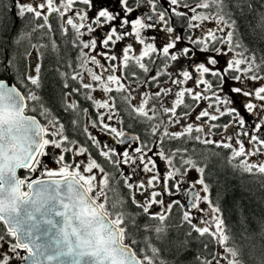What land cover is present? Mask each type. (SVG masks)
Masks as SVG:
<instances>
[{
    "label": "snow or ice",
    "instance_id": "6c2138e0",
    "mask_svg": "<svg viewBox=\"0 0 264 264\" xmlns=\"http://www.w3.org/2000/svg\"><path fill=\"white\" fill-rule=\"evenodd\" d=\"M222 158L264 184V0H0V264H264Z\"/></svg>",
    "mask_w": 264,
    "mask_h": 264
},
{
    "label": "trees",
    "instance_id": "16d2710c",
    "mask_svg": "<svg viewBox=\"0 0 264 264\" xmlns=\"http://www.w3.org/2000/svg\"><path fill=\"white\" fill-rule=\"evenodd\" d=\"M45 64H47V61H45ZM51 87L49 85L45 88L44 94L46 96ZM197 147L201 146L198 145ZM217 151L222 150L217 149ZM221 164L225 165L221 175L225 180L227 194L224 207L226 209L225 215L229 217V222L234 223L236 220V211L234 209V204L236 203L242 205L248 215H252L253 212L257 216L264 214V184H261L256 177L233 170L231 166L227 165V161L224 158L221 159ZM20 175H24L23 171H21Z\"/></svg>",
    "mask_w": 264,
    "mask_h": 264
},
{
    "label": "flooded vegetation",
    "instance_id": "af4514ba",
    "mask_svg": "<svg viewBox=\"0 0 264 264\" xmlns=\"http://www.w3.org/2000/svg\"><path fill=\"white\" fill-rule=\"evenodd\" d=\"M147 10H148L147 5H145V6L140 10V12L137 13V14H142L144 11H147ZM135 15H136V14H134V17H133V18H135ZM53 24L55 25V21H53ZM162 27H163V25H160V26H158L157 29L148 30V31L146 32V35H148V36H152V35L157 36V40L155 41V43H156V45H157L158 48L162 47V45H163V43H164V40H165V34H164L162 31H159V28H162ZM178 31H179V29H178ZM179 66H180V67H181V66H183V67H188V66H189V62L186 61V60H181V63H180V62L178 61V62H176V67L173 68V69H170V71H173V72L177 71V69L179 68ZM189 70H190V71H194L193 68H189ZM218 137H219V136H217L216 138H218ZM77 159H78V158H77ZM45 161L50 163V158H45Z\"/></svg>",
    "mask_w": 264,
    "mask_h": 264
},
{
    "label": "rangeland",
    "instance_id": "374dc122",
    "mask_svg": "<svg viewBox=\"0 0 264 264\" xmlns=\"http://www.w3.org/2000/svg\"><path fill=\"white\" fill-rule=\"evenodd\" d=\"M207 27H212V25L211 24H208L207 25ZM180 63H181V60L179 61ZM153 68L155 67L154 65L152 66ZM180 67V66H179ZM188 86H191V82H189V85ZM197 110H199V109H197ZM216 139H219V137L218 138H216ZM78 159H82V157H80V158H78ZM252 160H256L257 158L256 157H252L251 158ZM193 175H194V173H193ZM137 179H139V177H137ZM174 198H179V197H174ZM202 207H203V205H202Z\"/></svg>",
    "mask_w": 264,
    "mask_h": 264
},
{
    "label": "water",
    "instance_id": "95a60500",
    "mask_svg": "<svg viewBox=\"0 0 264 264\" xmlns=\"http://www.w3.org/2000/svg\"><path fill=\"white\" fill-rule=\"evenodd\" d=\"M20 173H21V172H20ZM20 173H19V174H20Z\"/></svg>",
    "mask_w": 264,
    "mask_h": 264
}]
</instances>
